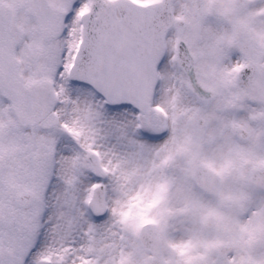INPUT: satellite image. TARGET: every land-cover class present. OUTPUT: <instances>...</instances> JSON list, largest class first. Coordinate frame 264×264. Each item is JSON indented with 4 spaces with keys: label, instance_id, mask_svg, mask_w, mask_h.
<instances>
[{
    "label": "snow or ice",
    "instance_id": "obj_1",
    "mask_svg": "<svg viewBox=\"0 0 264 264\" xmlns=\"http://www.w3.org/2000/svg\"><path fill=\"white\" fill-rule=\"evenodd\" d=\"M0 264H264V0H0Z\"/></svg>",
    "mask_w": 264,
    "mask_h": 264
}]
</instances>
